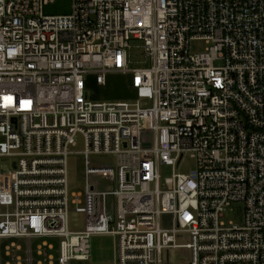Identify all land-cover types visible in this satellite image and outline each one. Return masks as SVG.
<instances>
[{
  "label": "built area",
  "instance_id": "2783aa9c",
  "mask_svg": "<svg viewBox=\"0 0 264 264\" xmlns=\"http://www.w3.org/2000/svg\"><path fill=\"white\" fill-rule=\"evenodd\" d=\"M53 1L0 0V242L28 244L6 264L89 261L94 235L115 238V264L181 248L187 264H264V0H73L46 15ZM111 74L132 99L92 97ZM73 154L84 192L70 194ZM187 155L195 170L176 172Z\"/></svg>",
  "mask_w": 264,
  "mask_h": 264
},
{
  "label": "rangeland",
  "instance_id": "374dc122",
  "mask_svg": "<svg viewBox=\"0 0 264 264\" xmlns=\"http://www.w3.org/2000/svg\"><path fill=\"white\" fill-rule=\"evenodd\" d=\"M73 0H54L44 7V13L46 15H67L72 12ZM204 41H194L191 45V51L193 53H201L206 48ZM136 59L141 60L139 54H136ZM91 89L92 97L96 100H128L132 99L134 93L130 88V79L126 76L119 74H111L108 77L106 87H99L94 82L89 85ZM82 145L78 143V146L73 148L74 152L81 151ZM111 158H94V162L97 165H107L111 163ZM196 168L195 159L187 155L181 166L176 172L191 174ZM161 176L171 177L173 170L170 167L161 166ZM68 183L69 193L84 192V181L82 180V162L80 161V155L73 154L68 159ZM230 218V217H229ZM227 220V219H225ZM85 227V216L75 211L69 215V228L71 231H81ZM187 242V239H184ZM43 241H48L58 245L56 239H33V250H36V246ZM15 242L16 246L21 245L22 251H18L16 247L12 248V252L16 255H21L25 260L28 257V244L26 240L10 239L2 240L0 242V261L4 264V255L6 247L11 246V243ZM115 238L111 235H94L91 239L92 258L89 261H71L70 264H115L114 255ZM55 256H58L57 252H54ZM189 258V252L187 249H175L165 250L163 253L164 264H187ZM38 258L34 253V264H36ZM26 264V263H25Z\"/></svg>",
  "mask_w": 264,
  "mask_h": 264
},
{
  "label": "crops",
  "instance_id": "0c3cea01",
  "mask_svg": "<svg viewBox=\"0 0 264 264\" xmlns=\"http://www.w3.org/2000/svg\"><path fill=\"white\" fill-rule=\"evenodd\" d=\"M20 240H24V239H20ZM11 245H15L16 246V243L15 242H12L11 243ZM8 247V246H7ZM18 247H22L21 245H17V248ZM13 253V252H12ZM14 254V253H13ZM16 255V254H15ZM4 264H6V262L8 261V260H10V258L9 257H7V255H6V252H5V255H4ZM0 264H2V262L0 261ZM37 264V263H36Z\"/></svg>",
  "mask_w": 264,
  "mask_h": 264
}]
</instances>
